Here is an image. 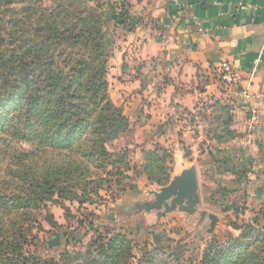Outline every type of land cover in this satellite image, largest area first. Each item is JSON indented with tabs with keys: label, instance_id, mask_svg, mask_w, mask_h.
<instances>
[{
	"label": "rangeland",
	"instance_id": "374dc122",
	"mask_svg": "<svg viewBox=\"0 0 264 264\" xmlns=\"http://www.w3.org/2000/svg\"><path fill=\"white\" fill-rule=\"evenodd\" d=\"M115 8L101 0H0V240L16 246L23 256L53 259L56 264H227L215 247L229 243L234 230L218 227V241L211 242L208 225H196L179 214L157 218L150 213L144 221L145 213L130 219L116 207L126 201L151 202L153 192L170 181L171 153L154 158L138 152L142 162L135 161L130 147L135 143L134 121L128 119L125 128L110 137L106 154L98 150L91 155L87 140L68 148L66 132L50 138L55 128L42 125L45 117L41 122L31 115L38 113L37 102L48 97L47 84L59 82L57 76L75 84V71L85 68L80 60L101 73L100 66L86 61L95 54L93 46L72 30L78 17L102 19L108 14L105 27L99 28L108 52L102 93L110 97L113 48L122 45V30H134L133 23L123 21L126 13ZM39 43L47 46V53H35L32 46ZM5 57L11 58L8 63ZM17 87L25 99L19 98ZM84 108L82 113L89 107ZM12 126L18 133L8 128ZM164 170L168 178L155 181ZM240 226L244 230L235 238L244 247L237 257L248 256L244 264H264V231ZM107 242H121L123 247L115 244L113 252Z\"/></svg>",
	"mask_w": 264,
	"mask_h": 264
},
{
	"label": "crops",
	"instance_id": "0c3cea01",
	"mask_svg": "<svg viewBox=\"0 0 264 264\" xmlns=\"http://www.w3.org/2000/svg\"><path fill=\"white\" fill-rule=\"evenodd\" d=\"M101 2L124 11L123 21L134 26L122 30L108 76L111 101L135 123V161L141 164L143 151L162 150L172 156L169 180L191 165L197 170V211L169 213L208 228L200 211L215 214L210 241H218L222 225L234 238L244 230L240 225L264 231V128L244 143L249 104L230 97L216 77L228 61L243 85L264 92V0ZM242 4L249 7L241 10ZM251 104L264 110L260 99ZM126 202L116 207L130 219L156 215Z\"/></svg>",
	"mask_w": 264,
	"mask_h": 264
},
{
	"label": "trees",
	"instance_id": "16d2710c",
	"mask_svg": "<svg viewBox=\"0 0 264 264\" xmlns=\"http://www.w3.org/2000/svg\"><path fill=\"white\" fill-rule=\"evenodd\" d=\"M88 1L94 2L95 0ZM108 19L109 18L107 13L102 14V19L98 16H96L95 18L91 15L84 16L83 18L78 17V24L76 25L77 27L74 26V28L72 29L73 32L76 31L77 36L81 35V37H84L86 39L85 43L87 45L93 46L94 49L92 52L95 54H91L92 56L90 55L86 61L87 63L90 62L92 64L94 63L97 64V66H100L101 73L95 71L94 68H90V66H88L85 61L80 60L79 64L81 66L85 65V68L80 67L75 71V84L70 81L68 84H65V82L60 79L61 76H57V80H59V82H51L46 86L48 87V89H45L47 90L48 97L45 98V100H40L37 102L40 106L35 107L36 109L39 107L38 113L36 112L34 114H31L34 115L35 118L41 122L45 117V120L42 122V125L45 127H48L49 125V127L55 128L56 132L54 131L49 136L50 138L51 136L53 137L56 134L61 135L66 132L64 136L68 139V148L75 145H80L81 143L87 140L89 146H91L89 150V153L91 155H93V153L95 155L98 150L101 151L100 155L106 154L105 144L110 139V137H113L114 135L117 136L119 132H121L125 128L128 120V118L123 115L121 109L114 105L110 97H108L107 94L102 93L103 89H105L107 86V83L103 81V76H105V69L103 65L106 61L104 60V58L106 55L108 56V52L107 47L104 45L103 41L104 33L101 28H99V25H101V27H105ZM90 21L92 23H90ZM89 24H92L93 26L89 27ZM52 26L56 30L58 29L55 24H53ZM97 28L99 29L97 30ZM54 37L59 38V36L55 35ZM32 47L34 48L36 54H43L48 52V50H45L47 46L44 43H39L37 45H33ZM25 54L26 56L28 55V53L26 52ZM1 58H4V55ZM5 59L6 63H8L11 58L8 59L5 57ZM31 61L32 60H30V64L32 66L33 61ZM87 72L88 74H86ZM26 75L31 81L32 79H34L30 77L29 74ZM17 90L19 92V98L22 99L24 94L21 95V90H19V87H17ZM82 91H84V93H82ZM85 92L91 93L90 96H87ZM23 98L25 99V96ZM68 99L70 100V102L67 101ZM37 100L39 99L37 98ZM67 106L70 107L68 110H66ZM84 106H88L89 108L84 113H82V109H86L84 108ZM8 128L13 130V133H18V131H16L13 126ZM39 134L40 137L43 136L41 133ZM44 146H50V144L45 142ZM55 149L62 150L63 147L55 145ZM143 152L144 154L145 152L149 155L152 154V157L154 158L157 157L156 155H158L160 152L168 153L162 150L160 152H158L157 150H149ZM165 171L166 170L162 172V175L160 176L161 179L155 178L154 180L159 183H161L163 180L165 181L166 177L168 178V176H166ZM61 173L67 175L66 172ZM244 237L247 238V236ZM211 242L217 241L213 240ZM107 243L109 244L108 248L111 249V251L114 250L112 248L115 244L123 247V244L121 242ZM243 247V242H240L237 238L231 237L229 243H226L224 246L219 244L215 247V250L221 251V257L225 258V260H223V263L244 264V262H246L247 258L249 257H237L242 252ZM113 252H115V250ZM247 255L250 256V253H247ZM255 263L257 264L258 262ZM0 264L56 263L53 259H43L39 256H23L19 252V249L16 248V246L0 240Z\"/></svg>",
	"mask_w": 264,
	"mask_h": 264
},
{
	"label": "water",
	"instance_id": "95a60500",
	"mask_svg": "<svg viewBox=\"0 0 264 264\" xmlns=\"http://www.w3.org/2000/svg\"><path fill=\"white\" fill-rule=\"evenodd\" d=\"M154 200L151 202H135L132 204V210L146 212L156 211L157 218L164 213L180 211L186 214H194L200 204V195L198 191L197 170L194 165L183 169L179 174L173 176L169 183L158 192H153ZM163 208V210H162ZM202 217L207 216L210 220L207 231L212 233L218 222V217L213 213L200 211Z\"/></svg>",
	"mask_w": 264,
	"mask_h": 264
},
{
	"label": "built area",
	"instance_id": "2783aa9c",
	"mask_svg": "<svg viewBox=\"0 0 264 264\" xmlns=\"http://www.w3.org/2000/svg\"><path fill=\"white\" fill-rule=\"evenodd\" d=\"M249 5L242 4L239 9L245 10ZM217 79L222 88L229 92L230 97L248 102L246 116L243 119L245 131V144H251L256 134L264 128V120L261 117L264 110L251 104V100L264 101V92L254 91L249 83L243 85L241 75L236 72L228 61H222L217 70Z\"/></svg>",
	"mask_w": 264,
	"mask_h": 264
}]
</instances>
